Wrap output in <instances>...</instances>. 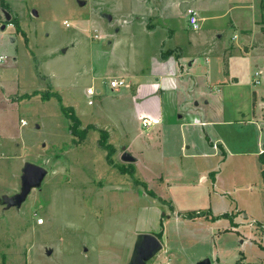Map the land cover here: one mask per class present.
I'll return each instance as SVG.
<instances>
[{
  "label": "rangeland",
  "instance_id": "374dc122",
  "mask_svg": "<svg viewBox=\"0 0 264 264\" xmlns=\"http://www.w3.org/2000/svg\"><path fill=\"white\" fill-rule=\"evenodd\" d=\"M6 1L19 29L0 14V83L8 85H0V264H128L138 233L161 235L163 249L146 264H264V0H189L199 30L187 14L166 19L183 40L205 31L193 44L208 53L192 55L222 64L227 51L238 81L223 99L231 154L219 147L208 159H185L176 129L142 128L154 115L133 106L125 88H109L117 76L106 70L129 58L116 29L127 14L146 13L141 0ZM135 18L130 33L138 38ZM90 87L100 93L89 98ZM62 107L72 108L84 137L72 133ZM251 107L257 129L247 123ZM101 132L114 148L111 162ZM124 152L136 160L122 161ZM27 162L47 174L7 209L1 199L20 192Z\"/></svg>",
  "mask_w": 264,
  "mask_h": 264
},
{
  "label": "crops",
  "instance_id": "0c3cea01",
  "mask_svg": "<svg viewBox=\"0 0 264 264\" xmlns=\"http://www.w3.org/2000/svg\"><path fill=\"white\" fill-rule=\"evenodd\" d=\"M164 1H168V7ZM141 2L144 7H147L146 13L141 11L139 17H137L138 13L136 16L133 13L131 16L130 13L127 14L125 26L120 23L121 27L116 29V32L123 29L124 43L128 44L126 48L129 58L115 66L116 69L106 71L117 76L112 79L124 80L125 93L133 94V106L140 105L143 110H147L148 113L145 114V117H148V114L154 115L156 123L154 125L152 123L150 127L158 126L160 133L176 129V136L179 135L182 143L180 149L184 151L185 159L218 157L221 154L219 147L226 155L231 154L221 133L233 125L232 121L225 120L223 99L225 92L230 93V91H226L228 89L226 87L236 86V82H238L237 78L232 76L234 73H231L229 69L228 59H226L228 52L225 51L222 58H217L222 59V64L217 60L214 61L216 64H213L208 57H205L204 61H200L198 56L192 55L194 51H202L201 54L205 56L209 49L197 47L193 42L197 41L196 37H203L205 31L191 34L183 40V38H178L179 34L176 29L168 28L167 18H174V14L177 16L186 15L187 9L184 12L178 10L180 4L190 3L189 7L193 9L194 1L141 0ZM4 5L10 9L6 0H4ZM5 11L7 12V10ZM9 16L11 19V15ZM134 17H136V26L140 29L138 38L130 33L131 18ZM201 21L204 22L205 18H201ZM7 25L10 28L14 27L12 24ZM5 28L6 25L1 26V30H5ZM159 32L163 33L162 37L156 40L155 44L149 46L148 39L154 38L155 34ZM141 36H145V39H142ZM110 43L117 45L120 41L115 38ZM148 46L151 48L150 52L146 51ZM138 57L141 59L138 60ZM0 58L2 57L0 56ZM0 85L8 86L4 83H0ZM253 94L255 96V92ZM199 99L202 103L199 102ZM169 102H172L170 106L172 110H168L169 107L166 106ZM209 105L210 107L207 108L206 106ZM251 110V115H247L251 119L247 120V123L255 125L257 129L252 107ZM235 112L241 114L242 118L246 116L239 108H235ZM184 140L189 143L183 144ZM187 151L190 152L187 153ZM258 152L259 148H257L256 154ZM205 176L203 174L201 178ZM175 221L181 223L177 217ZM140 234L138 233V235ZM162 249L163 245L161 244Z\"/></svg>",
  "mask_w": 264,
  "mask_h": 264
},
{
  "label": "water",
  "instance_id": "95a60500",
  "mask_svg": "<svg viewBox=\"0 0 264 264\" xmlns=\"http://www.w3.org/2000/svg\"><path fill=\"white\" fill-rule=\"evenodd\" d=\"M191 4L190 3H181L179 8L181 12H184ZM5 21L10 20L9 14L4 11ZM107 20L111 18L106 16ZM124 150V149H123ZM122 161L124 162H133V159L128 153H123L121 156ZM20 177V192L8 197L3 196L1 199L2 204L5 208L20 207L21 204L25 201L31 190L38 189L43 182L47 171L41 166H37L32 163H25L22 168ZM161 250L160 241L151 234H140L137 237V240L133 247V252L128 264H146L150 259H152L159 251ZM47 254H50V251H47ZM199 264H209L208 260H204Z\"/></svg>",
  "mask_w": 264,
  "mask_h": 264
},
{
  "label": "trees",
  "instance_id": "16d2710c",
  "mask_svg": "<svg viewBox=\"0 0 264 264\" xmlns=\"http://www.w3.org/2000/svg\"><path fill=\"white\" fill-rule=\"evenodd\" d=\"M1 7H2V9L7 10V9H6V5H3V6L1 5ZM11 21H12L11 19H10V21H6V25H7V24H12L13 26L16 27L17 25L14 24V23H12ZM16 29H19V28L16 27ZM37 94H39V93L36 92V91H34V92H33L32 94H30V95L24 94V95L22 96V98H23V99H28V98H30V97H33V96L37 95ZM41 97H42L43 100H49L50 98L54 97V98H56L57 100L60 101V98H59L55 93H43ZM60 110H62V112H64L65 116H66L68 119H70V121L72 122V127H71V131H72V133H73V134H77V135H79V137H81V138L84 137L85 132H84V131H79V130H78V127H79L80 122H79L78 118L75 116V114L73 113L72 108H70V107H62V108H60ZM106 138H107L106 133H105V132H101V138H100V140H99V145H100L101 147L107 149V151H108V153H109L107 158H108V161L111 162V161H110V156L114 153V148H113L112 146L106 144ZM261 156L264 157V151H263V153L261 154ZM124 171H126V170H121V172H124ZM160 236H161V235L159 234V235L157 236V238L159 239Z\"/></svg>",
  "mask_w": 264,
  "mask_h": 264
},
{
  "label": "built area",
  "instance_id": "2783aa9c",
  "mask_svg": "<svg viewBox=\"0 0 264 264\" xmlns=\"http://www.w3.org/2000/svg\"><path fill=\"white\" fill-rule=\"evenodd\" d=\"M1 1L0 0V14L3 18V20L5 21V16H4V9H2L1 7ZM186 14L188 15V20H189V25L192 27L193 30H198L199 29V25H198V19L196 17V13L195 11L192 9V8H187L186 10ZM65 25L67 26V24L65 23ZM258 74H256L257 76ZM126 84L124 82L123 79H112L109 81V88L112 90V91H115V90H118V89H121L123 87H125ZM99 93V91H97L96 89H93L92 87L90 88H87L86 89V95L91 98L95 95H97ZM88 105H92V101L89 100L88 101ZM22 124L25 125V122L22 121ZM141 126L143 128H149L150 126H152V122L149 121L148 119H143L141 121ZM38 224H41L42 223V220L41 219H38L37 221ZM159 264H169L168 262H164V263H159Z\"/></svg>",
  "mask_w": 264,
  "mask_h": 264
}]
</instances>
